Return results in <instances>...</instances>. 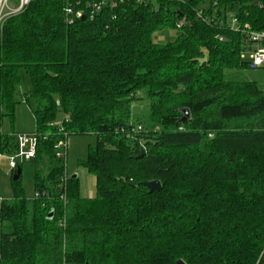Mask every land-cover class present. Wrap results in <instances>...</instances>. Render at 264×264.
Instances as JSON below:
<instances>
[{"label": "trees", "instance_id": "1", "mask_svg": "<svg viewBox=\"0 0 264 264\" xmlns=\"http://www.w3.org/2000/svg\"><path fill=\"white\" fill-rule=\"evenodd\" d=\"M67 1L31 0L0 29V128L27 76L39 134L35 194L13 179L21 162L0 203V264H264V90L229 74L250 66L241 33L197 19L200 0H129L73 22ZM239 16L264 29L255 3ZM165 28L176 40L154 42ZM91 134L85 198L55 145ZM16 136L0 133L2 154Z\"/></svg>", "mask_w": 264, "mask_h": 264}, {"label": "rangeland", "instance_id": "2", "mask_svg": "<svg viewBox=\"0 0 264 264\" xmlns=\"http://www.w3.org/2000/svg\"><path fill=\"white\" fill-rule=\"evenodd\" d=\"M13 2L15 0H12ZM178 29L165 28L157 30L153 34V40L159 44H166L176 40ZM229 74L235 79L249 80L257 83L260 89L264 90V67L253 68L251 66L238 70H231ZM32 84L30 79L25 76L17 84L15 116L13 120L5 118L0 128L2 135L34 134L37 131L35 117L30 108L26 97L31 95ZM31 105L34 107L35 100L29 98ZM149 102L146 100L138 101L133 104V116L136 118L145 116L149 111ZM65 116L59 112L56 125H62ZM96 136L91 135H70L67 138L66 165L69 175H78L80 181V193L85 198H93L97 192L96 179L88 169L82 165L86 160L91 147L96 145ZM22 164L21 182L24 186L27 196L35 194V169L34 161H26ZM13 200V181L12 172L9 167L8 154L0 153V203L11 202Z\"/></svg>", "mask_w": 264, "mask_h": 264}, {"label": "built area", "instance_id": "3", "mask_svg": "<svg viewBox=\"0 0 264 264\" xmlns=\"http://www.w3.org/2000/svg\"><path fill=\"white\" fill-rule=\"evenodd\" d=\"M30 1L15 0L13 2L12 0H0V29L8 17L23 11ZM125 1L129 0H73L67 1L68 4L65 11L69 22L83 17L94 19L106 7L114 9ZM149 1L152 0H136L139 3H147ZM243 3H255L260 8H264V0H200L195 8V16L208 25L226 27L241 33V58L246 59L253 68L264 67V29H254L250 23L241 22L239 14ZM114 18H116L115 15L113 16ZM185 22L186 18L182 16L177 22V27H182ZM16 138L17 151L9 155V166L11 169L17 168L21 162L34 158L39 143V134L37 133L18 134ZM55 148L58 157H65L67 139L57 142Z\"/></svg>", "mask_w": 264, "mask_h": 264}, {"label": "water", "instance_id": "4", "mask_svg": "<svg viewBox=\"0 0 264 264\" xmlns=\"http://www.w3.org/2000/svg\"><path fill=\"white\" fill-rule=\"evenodd\" d=\"M226 41H228V40L226 39ZM205 61H206V57L202 58V59H199V62L201 64L203 62H205ZM188 114H189V111L186 110V115H188ZM143 154H144V151H142L141 154L138 155V157L142 156ZM21 173H22V170H21L20 167H18L17 172L13 176V179L14 180H18L20 175H21ZM145 186H147L149 188V190L152 191V192L153 191H159L161 189V183L158 180L147 182V183H145ZM52 216H53V213L51 214L50 218H52ZM177 264H186V263L183 260H178Z\"/></svg>", "mask_w": 264, "mask_h": 264}, {"label": "crops", "instance_id": "5", "mask_svg": "<svg viewBox=\"0 0 264 264\" xmlns=\"http://www.w3.org/2000/svg\"><path fill=\"white\" fill-rule=\"evenodd\" d=\"M1 153V152H0ZM2 154V153H1ZM5 155V154H4ZM9 156V155H8ZM10 167V166H9ZM11 172H12V169H11Z\"/></svg>", "mask_w": 264, "mask_h": 264}]
</instances>
